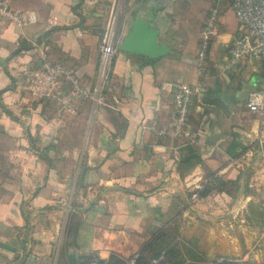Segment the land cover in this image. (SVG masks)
<instances>
[{
	"label": "crops",
	"instance_id": "0c3cea01",
	"mask_svg": "<svg viewBox=\"0 0 264 264\" xmlns=\"http://www.w3.org/2000/svg\"><path fill=\"white\" fill-rule=\"evenodd\" d=\"M4 1L37 21L0 25V264H82L91 254L125 262L153 240L215 258L227 220L246 228L251 194L264 187V107L257 114L247 108L249 94L264 89V66L247 60L225 70L240 36L229 4L122 0L125 49L102 99L75 102L68 113L55 97L31 96L29 70L45 56L92 88L98 43L118 0ZM214 7L218 33L198 65L201 30ZM137 20L142 31L127 41ZM179 83L198 87L186 132L157 136L153 130L170 126ZM191 149L199 164L180 176ZM211 174L223 188L191 205L192 185ZM211 241L218 247L208 251Z\"/></svg>",
	"mask_w": 264,
	"mask_h": 264
},
{
	"label": "built area",
	"instance_id": "2783aa9c",
	"mask_svg": "<svg viewBox=\"0 0 264 264\" xmlns=\"http://www.w3.org/2000/svg\"><path fill=\"white\" fill-rule=\"evenodd\" d=\"M234 14L239 27L240 36L229 49L225 70H233L247 60H258L264 66V0H225ZM35 13L16 9L0 0V25L9 23L19 28L36 23ZM221 16L216 7L212 8L201 30L197 61L201 65L210 47L211 41L218 33ZM126 25V8L123 1L112 4L106 19L103 33L98 43V64L93 79L92 88H86L76 72L60 62H53L43 56L38 64L29 70L28 90L36 100L56 98L62 108L73 112V105L78 101H90L97 104L101 101L105 86L109 80L112 65L120 51ZM264 82V76H263ZM60 85H66V94H58ZM57 93V94H56ZM198 87L182 83L176 84L172 95V109L170 111V126L164 130H153L160 137H182L188 126L190 106ZM264 107V89L252 92L247 99V108L251 113H260ZM219 176V175H217ZM216 185L214 177L199 179L191 187L189 202L196 205L201 200V194ZM136 256L125 261L124 264H134ZM162 260L152 261V264ZM82 264H106L96 255H88L82 259ZM169 264V263H165ZM210 264H241L235 258L219 257Z\"/></svg>",
	"mask_w": 264,
	"mask_h": 264
},
{
	"label": "rangeland",
	"instance_id": "374dc122",
	"mask_svg": "<svg viewBox=\"0 0 264 264\" xmlns=\"http://www.w3.org/2000/svg\"><path fill=\"white\" fill-rule=\"evenodd\" d=\"M250 172L251 168L249 175ZM226 190L230 193H235L234 188ZM236 193L238 192L236 191ZM251 195L254 197V203L250 204L246 209L247 218L244 220L246 228L240 227V222L237 219L227 220V222L230 221V224L225 223L227 227V230H225L226 234L224 233L221 237L223 241L219 245L217 244L221 248L217 250L219 252L215 253V258H207L206 260L197 258V254L187 250L188 248L186 247L182 251L184 256L179 255V258L174 256L169 264H210V262L219 257L235 258L241 264H264V187H260L257 192L253 191ZM229 225L232 226V229H229ZM218 246L211 241L206 248L208 247L207 250L209 251L211 248ZM155 264H165V262L161 261Z\"/></svg>",
	"mask_w": 264,
	"mask_h": 264
},
{
	"label": "trees",
	"instance_id": "16d2710c",
	"mask_svg": "<svg viewBox=\"0 0 264 264\" xmlns=\"http://www.w3.org/2000/svg\"><path fill=\"white\" fill-rule=\"evenodd\" d=\"M29 49V48H28ZM264 150V148H262ZM246 151V148L243 149V153ZM190 153L180 162L178 173L180 176H184L188 174L194 167L199 164V159L195 154H192V149L189 151ZM209 177H214L216 180V185L213 188H210L201 194V197H205L209 194L219 192L223 188V182L220 176L216 174H211ZM183 249L179 246L178 243H166L163 241L161 244L157 243L153 240L151 243H148L144 246V248L140 251V253L136 256L134 264H152V261L162 260L165 263L172 262V258L177 256H184ZM187 252V251H186ZM106 264H124V262H105Z\"/></svg>",
	"mask_w": 264,
	"mask_h": 264
},
{
	"label": "water",
	"instance_id": "95a60500",
	"mask_svg": "<svg viewBox=\"0 0 264 264\" xmlns=\"http://www.w3.org/2000/svg\"><path fill=\"white\" fill-rule=\"evenodd\" d=\"M143 24H144V22H142L141 20H137L136 22H135V25H134V27H133V29H132V32H131V36H130V38H129V40H127V41H130V40H132V39H134L135 37H136V35H137V33L139 32V31H142V28H140L141 26H143ZM141 25V26H140ZM126 41V45H127V42ZM149 47V46H148ZM125 49V47H122V49ZM141 52H149V51H141ZM217 105V104H216ZM217 106H220L221 107V105H217Z\"/></svg>",
	"mask_w": 264,
	"mask_h": 264
}]
</instances>
